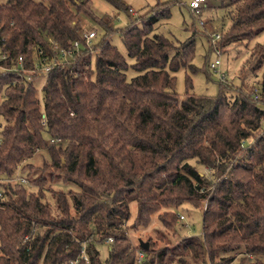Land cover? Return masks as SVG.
Returning <instances> with one entry per match:
<instances>
[{"label":"trees","instance_id":"trees-1","mask_svg":"<svg viewBox=\"0 0 264 264\" xmlns=\"http://www.w3.org/2000/svg\"><path fill=\"white\" fill-rule=\"evenodd\" d=\"M105 1L130 12L124 0ZM221 1L230 10L221 49L264 33V0ZM91 5L0 2L7 56L0 55V264H233L238 250L244 252L238 264L248 255L264 258V41L251 49L246 69L262 73L256 88L220 79L217 96H198L186 73L181 95L175 74L197 73L196 37L207 38L212 54L211 38L195 24L184 42L158 33L157 24L170 19L166 2L123 28L104 24L103 37L87 45L77 15L93 16ZM116 35L127 56L113 45ZM54 43L71 56L43 78L36 65L56 59ZM205 69L212 71L208 59ZM39 149L50 161L38 174L28 165L38 191L13 185ZM58 180L70 189L49 186ZM132 202L138 212L129 224ZM184 205L201 211L202 234L176 240ZM156 214L164 230L142 242L148 248L134 245L130 229L149 226ZM110 238L104 260L98 245Z\"/></svg>","mask_w":264,"mask_h":264},{"label":"rangeland","instance_id":"rangeland-1","mask_svg":"<svg viewBox=\"0 0 264 264\" xmlns=\"http://www.w3.org/2000/svg\"><path fill=\"white\" fill-rule=\"evenodd\" d=\"M7 0H0L1 3H5ZM40 1V0H38ZM171 3L170 6V19L168 21H162L156 26V31L163 34L170 40L175 42L186 41L193 32H191L192 25L202 32L207 34V37L211 38V33L213 31H218L223 33L230 26V18L227 13L230 11L226 7V1L222 3L221 0H207L206 6L202 8L200 13H196L190 9L189 4L191 0H124V3L128 9H130L129 14L123 11H118L105 0H92L91 9L94 13L90 16L87 13H79L77 16L78 20V31L80 35L85 32H96V37L92 40L90 45L95 44L99 39L105 34L104 24L108 27L123 28L127 26L131 19H136L140 15L146 14L153 6L158 3ZM219 6V7H218ZM225 8V11L220 7ZM196 14L195 16L193 14ZM203 23V25H201ZM225 33V32H224ZM264 41V33L260 35L252 43H242V44H231L225 46L222 49V55L218 57L216 53L210 51V46L208 40L204 36L196 37V47H195V58L193 64L198 67L199 71L197 73H192L190 70L181 69L175 75L177 77V91L179 94L184 95L186 92V73H188L193 81V89L191 92L198 96L215 97L220 91V79L225 80L229 84L241 87L242 82H245L244 89L256 88L258 86L259 80L261 79V72L257 73L256 76L247 73L246 69L249 62V56L251 49L258 43ZM113 45H115L122 54L127 56V50L123 45L119 36H114L112 38ZM246 44V45H245ZM217 58L221 60V66L217 70H212L209 72L205 69V63L208 59L214 62ZM247 77L244 79V75ZM136 73L132 70L128 72V77H134ZM43 81V80H42ZM41 81V82H42ZM40 82V81H39ZM40 84V83H39ZM1 123V118H0ZM47 137V136H46ZM44 160L50 161L49 154L46 149L37 150L34 155L27 159L20 167L25 166V169H20L21 173H24L27 183H20L28 188L29 191L37 192L38 188L30 184L28 176L31 173V169L28 166L32 164L37 168V174L43 170ZM192 164H195L192 161ZM199 170L211 177V171L205 167H198ZM36 176V175H35ZM13 185L17 183L16 180H11ZM54 190H64L68 191L70 186L66 185L62 180H58L56 183H51L49 185ZM46 189V188H45ZM47 196L50 202H53L51 194L47 192ZM131 209V221L133 222L138 212V203L132 202L130 205ZM179 212L183 219L180 218V223L177 226V239H182L185 236H195L202 234V213L200 210L184 205L179 209ZM161 221L158 215L152 217V221L147 227H140L138 229H130L129 234L131 241L134 245H138L141 242H147L149 238H156L157 231H163ZM109 241V240H108ZM110 243L106 242L98 245V249L101 253V258L106 259L109 254ZM243 251L238 250L232 254L234 262L233 264H238L243 257ZM247 262L245 264H251L256 260V258H262L259 256L248 255ZM139 261V258H138Z\"/></svg>","mask_w":264,"mask_h":264},{"label":"built area","instance_id":"built-area-1","mask_svg":"<svg viewBox=\"0 0 264 264\" xmlns=\"http://www.w3.org/2000/svg\"><path fill=\"white\" fill-rule=\"evenodd\" d=\"M207 0H191L189 7L191 10L196 11L197 13L200 12V10L206 6ZM201 25H203V23H201ZM96 37V32H85L81 35L82 40L85 42V44L90 45V43L92 42V40ZM222 38V33L218 32V31H213L211 33V40L213 45L215 46V53L218 57H220L222 55V49L221 47L218 45V43L220 42ZM55 46V51L57 52V57L55 60H53L52 62L48 61L47 59H43L42 65L38 62L36 65L37 70L39 71V74L41 77L45 78L49 72L51 71L52 67L54 64H60L63 63L65 61H67L69 59V57L71 56V52L62 49L57 43H54ZM81 46L80 42H75L74 43V47L76 49H78ZM0 55L1 58H6L7 56L5 54H2L1 51V47H0ZM22 61V58H20V63ZM221 66V60L220 58H217L214 62L211 63V69L212 70H217L218 67ZM257 98V96L255 97ZM50 143L53 144L55 143V140L53 139H49ZM56 142H61V140H57ZM17 181V183H27V179L24 176V173L20 172V168L19 171L17 172V175L15 177V179ZM3 197V190L0 187V198ZM181 219L184 218V216H180ZM110 242H113V239L110 238L109 239ZM144 260V254L142 252L139 253V262H142Z\"/></svg>","mask_w":264,"mask_h":264},{"label":"water","instance_id":"water-1","mask_svg":"<svg viewBox=\"0 0 264 264\" xmlns=\"http://www.w3.org/2000/svg\"><path fill=\"white\" fill-rule=\"evenodd\" d=\"M141 245H142L144 248H148V243H142V242H141Z\"/></svg>","mask_w":264,"mask_h":264}]
</instances>
